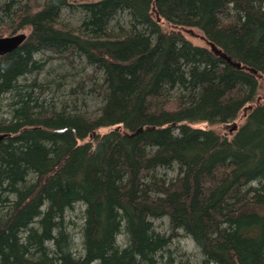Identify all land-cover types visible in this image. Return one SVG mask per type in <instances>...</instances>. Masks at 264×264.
I'll use <instances>...</instances> for the list:
<instances>
[{
  "label": "trees",
  "instance_id": "16d2710c",
  "mask_svg": "<svg viewBox=\"0 0 264 264\" xmlns=\"http://www.w3.org/2000/svg\"><path fill=\"white\" fill-rule=\"evenodd\" d=\"M26 29L0 57V264H171L180 232L197 264H264V0H0V36Z\"/></svg>",
  "mask_w": 264,
  "mask_h": 264
},
{
  "label": "rangeland",
  "instance_id": "374dc122",
  "mask_svg": "<svg viewBox=\"0 0 264 264\" xmlns=\"http://www.w3.org/2000/svg\"><path fill=\"white\" fill-rule=\"evenodd\" d=\"M76 2H82V1H89V0H75ZM64 20L65 22H70L71 24H77L78 21L76 20V18L72 17V15L69 13V10H65V14H64ZM168 25L164 24V27L167 29ZM20 32H25L29 35L30 33V29H26ZM184 34L185 37H187L188 39H190L191 41H193V43L197 44V45H205L206 41L202 35V33L199 30H193V31H183L182 32ZM50 54H46L45 55H40L38 58H42V57H46L49 56ZM51 64H53L54 66L57 65L58 63L56 62H52ZM48 75L45 73H43L40 78L41 79H45ZM54 78V77H53ZM54 87H56V83L54 84ZM56 89V88H55ZM64 93V94H63ZM67 90L66 87H63V89H61L59 91V94H56V99L61 98L62 96H64L63 99H67L68 96H66ZM48 96L49 99L52 98L53 91L49 92L48 94H46ZM55 99V100H56ZM68 103L72 105V101L69 98L68 99ZM60 99L57 100V102H59ZM84 102V103H83ZM260 102H264V79H261V86H260V90H259V94L257 95L256 98V103H260ZM59 106V105H58ZM100 106V101L97 100L96 96H88L86 99H83L82 101L78 102L77 104V108H79L81 111L85 112L88 116L93 117L97 114V110L99 109ZM61 107V105H60ZM5 108H3V110H5ZM198 126H201V124H199ZM110 128H103L100 130V133H104L106 131H108ZM90 138H88L87 140H90ZM169 174H172V172H168ZM83 211H84V207L81 205H78L76 207V210L73 212V216L71 215V220H73L74 222V226L71 227V232L73 233V235L76 238V243L78 245V250H80L81 247V242H82V235L80 233V227L83 223L82 215H83ZM154 225L157 228V230L162 233V234H166L169 235L170 231H169V223H168V219L167 218H162V219H158L154 221ZM120 242L124 243V238L120 237ZM201 259V253L199 248L196 246V244L192 241L191 238H189L188 236L184 235L183 232H180V236L178 238H175L171 245L168 248V252L165 253V260H171V264H197L198 261Z\"/></svg>",
  "mask_w": 264,
  "mask_h": 264
},
{
  "label": "water",
  "instance_id": "95a60500",
  "mask_svg": "<svg viewBox=\"0 0 264 264\" xmlns=\"http://www.w3.org/2000/svg\"><path fill=\"white\" fill-rule=\"evenodd\" d=\"M28 38V34L25 32H18L16 34L8 35V36H0V57L14 51L19 46H21L26 39ZM212 50H214L217 54H222L221 50L218 49L215 44L210 43ZM227 60H230L225 54H222ZM237 66H241L240 64L233 63ZM251 107V106H250ZM230 131H235L238 129V124L236 122L232 124L226 125ZM143 128H139L138 132L142 131ZM9 136L8 133H0V142Z\"/></svg>",
  "mask_w": 264,
  "mask_h": 264
}]
</instances>
